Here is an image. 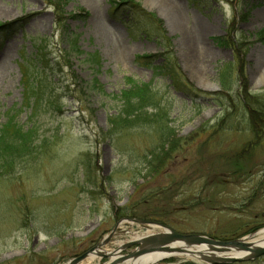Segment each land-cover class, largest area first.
I'll return each mask as SVG.
<instances>
[{"label":"rangeland","instance_id":"1","mask_svg":"<svg viewBox=\"0 0 264 264\" xmlns=\"http://www.w3.org/2000/svg\"><path fill=\"white\" fill-rule=\"evenodd\" d=\"M62 9L82 54L65 52ZM0 23V124L12 111L35 129L0 172V264H68L118 224L105 249L126 256L164 231L126 218L219 240L264 228V131L244 98L264 103V0H0ZM127 78L152 82L181 140L159 169L154 128L109 126ZM36 92L51 103L31 117ZM186 263L205 264H159Z\"/></svg>","mask_w":264,"mask_h":264},{"label":"trees","instance_id":"2","mask_svg":"<svg viewBox=\"0 0 264 264\" xmlns=\"http://www.w3.org/2000/svg\"><path fill=\"white\" fill-rule=\"evenodd\" d=\"M123 3L125 4V1H123ZM123 3L120 2V5H124ZM60 11L61 18L58 22L62 28V43L67 44L68 46L65 52L68 51L71 55L82 54L79 51L80 48L77 47L79 39L78 34L71 31L65 22L66 18H64L65 13L62 12L63 9ZM83 17H87V14L84 13ZM4 27L5 25L0 23V30ZM151 57L154 58L155 55H146L139 58H146V60L149 61L152 59ZM147 64L153 67L155 76L162 73L161 66L154 67L151 62H147ZM30 79L31 78H28V81ZM126 81L129 89L123 90L120 96H118L122 104V110L117 116L109 118V126L111 127V130H122V128L137 126L154 128L158 134L160 145L157 147V151H154L152 155H150L151 159L148 160V167L153 166L155 169H159L170 157L171 152L176 150L181 140L177 137L175 130L169 126V116L165 108L158 106L157 109V96L152 82L141 83L136 82L132 78H127ZM31 87L32 86H29L30 89ZM33 94L35 95V92H33ZM38 97L39 96H37L36 92V105L35 101H30L28 111L30 112L31 117L37 114L38 110L43 107V100L45 98L47 99V106L51 103L50 96H40V102H38ZM259 97L261 96H249V98L244 97L246 98V105L250 110L251 126L257 137L260 132L264 131V103ZM149 108H152L154 111H150ZM16 113L17 112L9 111L6 121L0 124V172L4 166L15 164L16 161H19L25 155L34 152V126L31 122L26 129L24 123L16 120Z\"/></svg>","mask_w":264,"mask_h":264},{"label":"water","instance_id":"3","mask_svg":"<svg viewBox=\"0 0 264 264\" xmlns=\"http://www.w3.org/2000/svg\"><path fill=\"white\" fill-rule=\"evenodd\" d=\"M123 221L126 223L140 224L143 227L158 226L164 230L155 235H143V237H133L131 241L123 244V250L128 249L133 244H137L136 249L129 255L118 256L105 249L112 239L115 237L117 231L122 230L119 224L113 228L110 233L105 236L94 247L85 251L84 253L73 258L68 264H80L92 253L97 251H104V257L111 258L110 264L120 261H127L131 257L139 259L142 256L149 254H158L160 259L152 264H159L161 261L176 255V254H196L199 260L205 264H233L235 262H242L254 260L264 255V245H260L255 241L256 236L264 231V228L256 232L243 236L234 240H219L210 238L204 234H182L173 231L162 223L141 220L138 218H126ZM239 252V254H234Z\"/></svg>","mask_w":264,"mask_h":264},{"label":"bare ground","instance_id":"4","mask_svg":"<svg viewBox=\"0 0 264 264\" xmlns=\"http://www.w3.org/2000/svg\"><path fill=\"white\" fill-rule=\"evenodd\" d=\"M0 69H1V67H0ZM151 227H152V230L159 228L158 226H151ZM149 234H152V232H147V234H144V235H149ZM133 237L137 238L136 236H133ZM142 237H143V235H142ZM255 241L259 244V246L264 245V231L260 232L256 236ZM103 253H105V252L104 251H101V252L97 251L96 253H92V254H90V256L88 258H86L80 264H92L95 261L101 260L102 256L104 255ZM234 254H239V252H234ZM185 255L188 256L189 258H191L192 260H195L197 262H201V260H199L200 259L199 256L196 254H185ZM159 259H160V255L149 254V255L142 256L139 259H134L133 257H131L130 259H128V262H126L125 264H152L155 261H158Z\"/></svg>","mask_w":264,"mask_h":264}]
</instances>
